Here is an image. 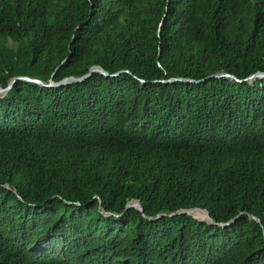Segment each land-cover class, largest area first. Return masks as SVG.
I'll list each match as a JSON object with an SVG mask.
<instances>
[{"label": "trees", "instance_id": "16d2710c", "mask_svg": "<svg viewBox=\"0 0 264 264\" xmlns=\"http://www.w3.org/2000/svg\"><path fill=\"white\" fill-rule=\"evenodd\" d=\"M94 66L0 98V264H264V0H0V86Z\"/></svg>", "mask_w": 264, "mask_h": 264}, {"label": "water", "instance_id": "95a60500", "mask_svg": "<svg viewBox=\"0 0 264 264\" xmlns=\"http://www.w3.org/2000/svg\"><path fill=\"white\" fill-rule=\"evenodd\" d=\"M93 72H98V73L103 74L104 76H108V73L105 72L102 68H100L98 66H94V67L90 68L89 72L83 77H80V78L69 77V78H66V79L62 80L59 83H54V82L50 81L49 84H45V83H43V82H41V81H39L37 79H32V78H28V77H13V78H11L8 81L7 87L4 88V87L0 86V98L4 97L7 94V92L11 89L12 85L14 84V82L16 80H19V79L25 80V81H28V82H31V83H36V84H38L40 86L53 87V86H57V85L73 84V83L81 82V81L85 80L86 78H88L91 75V73H93ZM215 76L216 77H227V78L235 79L236 81H238L234 76H231V75L226 74V73H218ZM256 79H264V72L263 73L262 72L255 73V74L251 75L250 77H248L246 80L252 83ZM174 81H187V80L177 79V78H173V79H169L168 80V82H174ZM127 207H134V208L138 209L139 211H142V208L140 207V205H139V203L137 201H130L127 204ZM193 212H195V210L188 209V210L174 212V213L170 214L169 216L175 215V214H179V213H186L187 215L193 217L194 219H197L198 221L207 222L209 224H214V222L209 218V216L204 214L201 217H199V216H195L193 214ZM160 216H162V214L158 215L157 217H160ZM232 222H233V220L228 222V223H226V224L230 225Z\"/></svg>", "mask_w": 264, "mask_h": 264}, {"label": "bare ground", "instance_id": "6f19581e", "mask_svg": "<svg viewBox=\"0 0 264 264\" xmlns=\"http://www.w3.org/2000/svg\"><path fill=\"white\" fill-rule=\"evenodd\" d=\"M194 213H195V212H194ZM194 215H195V216H199V217H201V216H200V215H198L197 213H195Z\"/></svg>", "mask_w": 264, "mask_h": 264}, {"label": "rangeland", "instance_id": "374dc122", "mask_svg": "<svg viewBox=\"0 0 264 264\" xmlns=\"http://www.w3.org/2000/svg\"><path fill=\"white\" fill-rule=\"evenodd\" d=\"M193 214H195V213L193 212Z\"/></svg>", "mask_w": 264, "mask_h": 264}]
</instances>
